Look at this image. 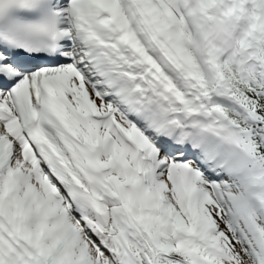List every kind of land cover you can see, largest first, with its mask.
I'll return each mask as SVG.
<instances>
[{"label":"snow or ice","instance_id":"6c2138e0","mask_svg":"<svg viewBox=\"0 0 264 264\" xmlns=\"http://www.w3.org/2000/svg\"><path fill=\"white\" fill-rule=\"evenodd\" d=\"M0 264H264V0H0Z\"/></svg>","mask_w":264,"mask_h":264}]
</instances>
